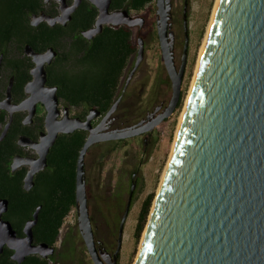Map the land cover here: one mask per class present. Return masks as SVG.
Here are the masks:
<instances>
[{
    "label": "water",
    "instance_id": "1",
    "mask_svg": "<svg viewBox=\"0 0 264 264\" xmlns=\"http://www.w3.org/2000/svg\"><path fill=\"white\" fill-rule=\"evenodd\" d=\"M50 1L43 0L44 4ZM56 1L60 14L52 16L41 10L31 14L30 24L36 27L45 21L50 26L66 25L82 2ZM89 1L99 9L95 26L83 32L89 39L101 33L104 24L132 25L143 21L142 17H131L125 9L111 12V0ZM157 14L162 55L172 79L173 93L165 111L153 120L108 131L103 124L92 126V120L101 114L93 107L86 121L74 119L69 126L60 122L55 127L50 119L57 116V97L54 93L50 106L41 95L51 89L46 86V65L51 64L57 51L49 47L39 52L30 44L23 47L24 54L36 64L32 69L33 79L25 87L29 97L19 104L11 103V84L7 98L0 101V109L9 112L0 142L7 135L16 111L28 110L25 121H29L39 100L49 111L48 133L42 134L39 142L26 136L19 139V144L36 149L38 158L16 155L11 163L12 172L28 165L23 183L26 191L35 186L37 173L47 167L48 154L60 131L71 132L78 127L89 130L77 160L76 198L80 232L95 264L105 263L96 247L89 212L84 177L88 149L98 142L153 131L174 113L181 99L189 43L186 10V43L179 71L174 63L173 41H168L170 5L167 0H157ZM142 56L138 54V62ZM2 62L3 55L0 69ZM118 103L111 106L105 119L116 110ZM135 187L133 182L120 222L119 245L109 264H119ZM9 204L8 198H0V256L6 247L13 250L11 257L18 263L31 254L43 257L52 254L54 248L48 243L34 244V227L41 205L25 222L24 235L20 236L12 222L4 217ZM135 264H264V0H219Z\"/></svg>",
    "mask_w": 264,
    "mask_h": 264
},
{
    "label": "flooded vegetation",
    "instance_id": "2",
    "mask_svg": "<svg viewBox=\"0 0 264 264\" xmlns=\"http://www.w3.org/2000/svg\"><path fill=\"white\" fill-rule=\"evenodd\" d=\"M190 1L191 0H167V3L170 5V19L168 24L167 35H168V41L169 42L173 41L174 63L177 71L180 70L183 63V54L185 51V43H186V30L184 25L185 10H186V16L188 22V14H189L188 10L191 6ZM67 2L69 4H72L74 0H67ZM156 6H157V0H151L142 7H138V8L132 7L131 0H125L123 2H121V0H111L110 3L111 12L125 9L129 12V15L131 17H142L143 21L140 22L136 21L132 25L104 24L102 32L99 33L102 34L106 29H113V30L122 29L129 35V41H130V47L127 46L126 51H128L129 54L131 55H129L126 61L119 82L116 85L112 97L111 105L110 107H108L107 110H102L98 106L89 105L88 103H86L84 95L78 96L77 102H75L74 99L73 102H71L69 100L70 98L68 99V96L62 94L63 92L61 86L59 84L53 83L50 80V72L59 68L62 69L65 68L71 70L78 69L75 57L73 54L72 56L69 57L65 56V54H60L61 50L55 48L54 46H48L46 48L47 50L49 47H53L57 51V54L54 56L51 64L46 65L47 78H48L46 86L51 89L43 91L41 98H44L46 101H48V103L51 106L54 100V93L57 97L58 100L57 116L56 118L52 117L50 119V122L55 127H58L60 122L64 123L66 126H69L70 122L71 121L73 122L74 119L80 121H86L87 115L89 114V110L93 107L98 108L101 111V114L92 120L91 122L92 126L96 127L100 124H103L104 126H106L107 128L106 130L108 131L115 129H122L131 125H135L137 123H140L142 120L151 121L154 118H156L159 114L165 111V107L169 104L171 100L173 87H172V79L170 77V74L165 65V61L162 55V47H161V42L159 39L158 28H157V19H158L157 9L155 14V20L151 21L148 19L150 7L156 8ZM42 10H44L49 15L57 16L58 14H60L59 2L56 0H51L50 3L44 4V9ZM180 10H182V20L179 18ZM98 15H99V9L93 3H91L89 0H82L79 7L72 14L71 20L68 21L66 25H61L59 23H56L54 26H50L45 21H43L41 24L43 23L48 24L52 28V31L55 34V36L58 35L57 38L58 41L64 44H68V46L69 45L72 46L77 40H79L80 42L82 41L79 39V37L84 38L89 42L95 40V38L99 34L89 39L83 35V32L95 26ZM41 24H39L38 26H40ZM59 26H62V28H59ZM187 33H188L189 43L187 48V60H186L184 77L186 74V69L189 64V54H190L189 22H188ZM156 41L159 44L162 62L160 65L157 66L158 67L157 71L156 70L152 71L149 66L147 54L150 51L151 45ZM12 45L13 44L9 46L10 54H5V52H0V56L3 55V62L0 69V101H3L7 98L8 88L12 84V88L10 92L11 103L19 104L22 101H24L27 97H29V93L26 92L25 87L33 79L32 69L35 67L36 64L34 63L32 57L24 54L23 48L20 51L17 49L15 45L16 51H12L11 50ZM25 45L26 44H24V46ZM141 53L143 54V56L138 62L137 61L138 54ZM178 54H182V55L179 56ZM78 56L83 58L84 54H78ZM153 73H156V75H153ZM158 74L163 76L158 77L157 76ZM52 88L56 89L55 92L52 90ZM116 101L119 102L116 110L107 119H105L106 113ZM35 106H36L35 113L32 116V119L29 121H25L29 113L28 110L16 111L13 114V121L9 127L7 135L3 139V141L5 139L8 141L6 144L9 143V152L13 153L10 162V167L13 158L16 155L38 158V152L36 149L32 148L30 145L24 146L19 144V139L21 136H26L34 141L39 142L41 140L42 134L48 133L47 117L49 111L47 105L42 100H39L36 102ZM0 110L5 112V119L4 121L0 122V133H1L6 123L9 120V112L6 109H0ZM157 127H155L153 131L144 133L139 136L126 138V139H113V140L98 142L92 145L88 149L84 161V170H85L84 177L86 183L88 204L91 193L96 194L97 192H99V189L102 185L101 145L109 144V146L112 145V147L113 146L116 147L117 144L126 143L127 141L137 137L142 138L144 140V143L147 144L151 141L149 138L150 136H153L155 129ZM89 133H90L89 130L83 129L81 127H78L77 129H74L73 131L66 133L60 131L57 135L54 145L51 147L50 152L48 154L47 167L41 170L35 176V186L31 189L32 191L37 187L39 183L47 179V175L49 174V172L52 173L55 170L54 165H52L50 162L52 156L51 151L57 145L60 138L61 137L65 138V141L67 143L66 149L68 153L69 152L72 153V150L75 149L76 147L77 140L83 137L82 146L80 147L76 158L75 181H74L75 188L73 191L74 195L72 194V190L70 188V185H72L71 181H66L64 185V189L63 191H61L62 200L64 202L71 200L73 197L75 198V205L71 208V210L69 211L66 217L70 216L71 213L75 211L77 215L78 226L66 227L65 232L62 233H61V229L63 226L61 227L58 240L54 244H49L51 247L54 248V251L52 254H49L48 257H43L40 254L29 255V256H38L41 259L48 261V264H84L85 262V260L80 259L78 255L79 246L84 247L86 250L87 247L79 228V220H78L79 214H78L77 198H76V168H77V160L80 150L82 149ZM111 149L112 148H110V150ZM28 168H29L28 165H23L19 167L17 170L25 169V175H26ZM24 177L22 180L23 183H24ZM133 182L135 184H137L138 182L136 172L132 173V183ZM34 195L35 197H37L36 191ZM134 197H135V191H134L133 200ZM89 212L92 221L96 247L104 263L109 264V261H111V259L114 257L117 247L119 245L120 223L118 228V234H114V238L111 241H108L106 237H101V234H99L97 225L95 223V219L90 211V206H89ZM21 232L22 234L20 236H23L24 235L23 228ZM39 243H47V242H43V241L37 242L35 240V234H34V244H39ZM12 254H13V250H12ZM12 254H10V257L12 256ZM119 257H120V253L118 255V261H119ZM90 262L91 264H95L91 256H90Z\"/></svg>",
    "mask_w": 264,
    "mask_h": 264
},
{
    "label": "trees",
    "instance_id": "3",
    "mask_svg": "<svg viewBox=\"0 0 264 264\" xmlns=\"http://www.w3.org/2000/svg\"><path fill=\"white\" fill-rule=\"evenodd\" d=\"M125 0H121L123 2ZM151 0H131L132 7H142ZM44 9L43 0H0V52L10 54L9 46L16 45L22 50L24 44H30L36 51H45L48 46L58 48L60 54L75 57L78 69H55L50 72V80L59 84L62 94L68 99L77 102L80 95H84L86 103L107 110L112 102V97L119 82L123 68L129 57L126 51L130 47L129 35L122 29H106L94 41L79 37L72 46L57 40L58 35L52 28L43 23L40 26L30 24L31 14ZM62 28V26H59ZM78 54H84L81 58ZM82 56V55H81ZM182 101V99H181ZM180 101V102H181ZM180 105V104H179ZM5 112L0 110V122L4 121ZM5 139L0 142V198L9 199V210L4 215L21 235L25 222L32 217L37 206L42 208L39 220L34 227L35 240L54 244L60 234L65 217L75 205V198L64 202L61 191L66 181H71L70 188L74 191L76 158L83 137L77 140L75 149L68 153L67 143L61 137L52 149L51 164L55 170L47 175V179L37 185L32 191L23 188L25 169L12 172L10 167L13 153L9 152V143ZM36 191L37 197L34 193ZM74 195V194H73ZM152 196L142 206L137 236L142 231L146 220ZM12 250L5 248L0 256V264H20L11 259ZM21 264H48V261L38 256H29Z\"/></svg>",
    "mask_w": 264,
    "mask_h": 264
},
{
    "label": "rangeland",
    "instance_id": "4",
    "mask_svg": "<svg viewBox=\"0 0 264 264\" xmlns=\"http://www.w3.org/2000/svg\"><path fill=\"white\" fill-rule=\"evenodd\" d=\"M188 10L190 31L189 64L182 82V101L173 115L159 125L150 136V142L145 144L142 138H133L126 143L101 145V187L96 194L91 193L89 206L95 219L101 237L108 241L118 234L120 220L126 209L132 183V173H137L138 182L135 187V197L124 226L123 242L120 251L119 264H135L137 254L141 248L144 231L147 226L152 207L155 202L161 180L170 160L173 143L179 126L181 115L185 109L187 98L192 87L197 69L200 51L207 35L217 0H191ZM156 8L149 9V20H155ZM179 18L182 20V10ZM16 51L15 45L11 46ZM181 56L182 54H178ZM150 69L157 71L161 64V52L157 41L151 45L147 54ZM156 75V73H153ZM158 74V77L163 75ZM171 93V92H170ZM180 104V105H179ZM110 148H112L110 150ZM152 196L149 211L139 236L137 226L143 204ZM78 226L76 212L73 211L65 219L61 233L66 227ZM80 259L84 264H91L90 256L84 247H78Z\"/></svg>",
    "mask_w": 264,
    "mask_h": 264
},
{
    "label": "bare ground",
    "instance_id": "5",
    "mask_svg": "<svg viewBox=\"0 0 264 264\" xmlns=\"http://www.w3.org/2000/svg\"><path fill=\"white\" fill-rule=\"evenodd\" d=\"M218 3H219V0H217V3H216V6H215V8H214V11H213V15H212L211 21H210V23H209V27H208L207 35H206V37H205V40H204V42H203V46H202L201 51H200L199 60H200V57H201L202 51H203V49H204V46H205V44H206V42H207V39H208V36H209L210 30H211V23H212L213 16H214V13H215V10H216V7H217ZM199 60H198V63H199ZM197 66H198V64H197ZM196 72H197V69H196ZM196 72H195V76H196ZM195 76H194V79H193L192 87H193V85H194ZM192 87H191V89H192ZM191 89H190V92H191ZM189 95H190V93H189ZM188 98H189V96H188ZM188 98H187V102H188ZM186 106H187V103H186ZM186 106H185V108H186ZM184 111H185V109H184ZM184 111H183V114H184ZM183 114L181 115L180 122H181V119H182V117H183ZM180 122H179V125H180ZM178 129H179V126H178ZM178 129H177V133H176V136H175L176 138H177V134H178ZM176 138H175V141H176ZM175 141H174V143H173V148H174V145H175ZM172 151H173V150H172ZM171 154H172V153H171ZM168 164H169V162L167 163V166H168ZM167 166H166V168H165L164 174H165V172H166ZM164 174H163V177H164ZM163 177H162V180H163ZM162 180H161V184H162ZM161 184H160V187H161ZM160 187H159V189H160ZM152 208H153V207H152ZM66 218H67V217H66ZM141 245H142V243H141Z\"/></svg>",
    "mask_w": 264,
    "mask_h": 264
}]
</instances>
